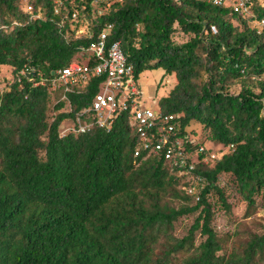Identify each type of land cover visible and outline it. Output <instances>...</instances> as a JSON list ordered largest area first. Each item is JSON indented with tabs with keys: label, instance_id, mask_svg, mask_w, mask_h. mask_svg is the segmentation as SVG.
Masks as SVG:
<instances>
[{
	"label": "trees",
	"instance_id": "16d2710c",
	"mask_svg": "<svg viewBox=\"0 0 264 264\" xmlns=\"http://www.w3.org/2000/svg\"><path fill=\"white\" fill-rule=\"evenodd\" d=\"M109 1L92 16L95 2ZM82 12L91 20L85 34L71 28ZM251 12L245 19L208 0H0V67L14 74L0 89V264H264V234L223 250L207 197L215 191L229 206L222 173L234 176L248 206L264 191V80L252 77L264 72V27L254 23L264 0H252ZM108 24L107 44L121 42L137 78L154 69L174 76L154 108L178 115L180 136H194L196 124L220 147L234 144L196 163L190 180L159 153L135 156L137 128L126 113L108 129L60 134L104 77L69 93L71 110H60L59 91L35 82ZM196 211L187 233L175 235V221Z\"/></svg>",
	"mask_w": 264,
	"mask_h": 264
},
{
	"label": "built area",
	"instance_id": "2783aa9c",
	"mask_svg": "<svg viewBox=\"0 0 264 264\" xmlns=\"http://www.w3.org/2000/svg\"><path fill=\"white\" fill-rule=\"evenodd\" d=\"M215 5L230 6L232 12L248 18L251 12L252 0H208ZM59 8H55L58 12ZM76 17V12L72 13ZM258 32L264 27V15L254 21ZM102 31L97 40L88 46H82L75 58L64 68L54 71L48 79L35 82L47 84L52 92H60V100H67L65 106L71 110L68 100L69 93H80L93 78L104 77L99 83V89L94 94L91 103L75 113L71 119L72 124H62L60 134L69 132L84 133L95 127L110 128L115 119L122 113L129 115L135 124L138 133V146L135 156H149L156 152L179 168L181 174L190 180L196 163L209 162L219 159L224 153L234 147L230 144L221 151H216L199 143L195 136L186 134L180 136L176 121L178 115L163 113L147 105L143 99V89L140 79L136 77L134 65L128 61L119 40L107 44L108 29ZM211 29L216 32L215 25ZM254 79L264 80V72L252 76ZM200 179V177H197ZM220 181V180H219ZM187 191L194 192V186L185 187ZM199 200V195L195 197Z\"/></svg>",
	"mask_w": 264,
	"mask_h": 264
},
{
	"label": "rangeland",
	"instance_id": "374dc122",
	"mask_svg": "<svg viewBox=\"0 0 264 264\" xmlns=\"http://www.w3.org/2000/svg\"><path fill=\"white\" fill-rule=\"evenodd\" d=\"M111 4L109 1L104 6L95 2L93 4L92 16L102 14L106 12L108 6ZM26 10L30 7L27 4H23ZM82 10V7L80 8ZM81 12V11H80ZM41 14V12H39ZM67 13V9H66ZM81 18L74 19V23L71 28H77L80 34L88 33L90 29V17H88L86 12H82ZM232 22L238 25L240 22L237 17L232 18ZM78 23V24H77ZM239 26V25H238ZM183 37H176L177 40H182ZM161 69L146 70V73L140 76V84L143 89V99L147 105L156 107L159 98L166 94L171 86L174 84V76H163ZM14 74L12 67L9 65H2L0 67V89L3 90L6 86L13 81ZM240 89V84H234L231 90L238 91ZM57 98L52 96L50 102L51 108L57 102ZM60 110H67L66 106ZM59 110V111H60ZM58 111L52 109L51 113L56 114ZM63 123L71 125V119H65ZM61 124V127H62ZM194 135L199 142L206 143L208 147L216 151H221L222 147L217 142H211L206 138V132L201 128L200 125H193ZM60 127V130H61ZM220 186L224 190L225 198L229 206H226L221 202L220 196L217 192L211 191L208 194V200L213 204V219L212 226L218 233L220 242L223 245V250L230 252L235 246H243L245 241L248 240L253 234H264V191L255 195V204L253 206H248V202L244 199L239 186L230 173H222L220 176ZM197 189V188H196ZM193 199L190 204L195 203ZM175 203H180L178 200ZM199 211L186 214L178 218L174 223V233L177 236H183L187 233L190 226L193 224ZM198 244L202 239V235L199 231L196 232Z\"/></svg>",
	"mask_w": 264,
	"mask_h": 264
},
{
	"label": "crops",
	"instance_id": "0c3cea01",
	"mask_svg": "<svg viewBox=\"0 0 264 264\" xmlns=\"http://www.w3.org/2000/svg\"><path fill=\"white\" fill-rule=\"evenodd\" d=\"M160 71H162V73L164 72L162 69L160 70ZM144 74L146 73V71L145 72H143ZM140 79V78H139ZM141 80V79H140Z\"/></svg>",
	"mask_w": 264,
	"mask_h": 264
}]
</instances>
